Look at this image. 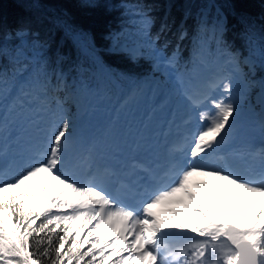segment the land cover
Wrapping results in <instances>:
<instances>
[{
  "label": "snow or ice",
  "instance_id": "obj_1",
  "mask_svg": "<svg viewBox=\"0 0 264 264\" xmlns=\"http://www.w3.org/2000/svg\"><path fill=\"white\" fill-rule=\"evenodd\" d=\"M22 2L37 6L42 0ZM82 2L95 6L97 0ZM134 15L136 31L149 46L170 31L164 21L153 37L151 14L138 8ZM225 30L226 18L220 17L215 31L222 37ZM185 35L181 32L180 39ZM244 37L254 43L251 27ZM29 38L30 43H43L30 22L6 32L0 20V108L16 93L17 100H43L62 83L43 57L28 71L32 57L24 41ZM259 39L264 44V35ZM143 47L134 45L127 51L135 59L142 56ZM150 50L160 51L159 47ZM188 99L198 110L201 127L187 141V150L177 146L161 169H145L149 180L162 186L151 192L146 188L140 206L108 191L99 172L90 170L87 177L78 178L86 158L79 152L75 124L66 115L45 119L46 108L37 107L38 136L22 169H17L16 160L0 156V264H264V206L258 213L253 207L247 218H221L206 212L207 205L196 204L188 214L190 224L161 222L153 210L178 193L195 201L188 187L195 174L218 176L235 186L233 191L241 197L254 196L264 204V151L258 154L255 171L236 170L227 159V145L242 115L231 80L222 79ZM42 175L50 179L38 181ZM186 229L196 235L188 236Z\"/></svg>",
  "mask_w": 264,
  "mask_h": 264
},
{
  "label": "trees",
  "instance_id": "obj_2",
  "mask_svg": "<svg viewBox=\"0 0 264 264\" xmlns=\"http://www.w3.org/2000/svg\"><path fill=\"white\" fill-rule=\"evenodd\" d=\"M138 8L153 17V37L160 32L162 22L169 23L170 31L155 45L149 46L136 31L134 12ZM220 17L226 18L222 37L215 31ZM0 20L6 32L28 22L39 32L42 44L30 43L31 38L24 41L32 57L28 71L43 57L50 69L62 77L60 87L50 89L46 98L51 102L64 99L69 119L74 112V102L68 99L72 83L83 89V95L90 96L99 90L101 74L93 55L108 71L107 92L117 105L122 90L116 86L127 90V98L131 99L143 91L152 77L159 81L164 77L156 54L150 50L153 47H159L166 58H173L178 73L193 70L198 62L206 69L216 68L222 59H228L234 69L229 80L241 97V109L264 111V44L259 39L264 35V0H97L95 6H87L82 0H42L37 6L22 0H0ZM250 27L254 43H248L244 37ZM181 32L186 33L182 40ZM71 34L80 35L86 46H80ZM115 37L121 43L143 44L142 56L133 59L127 52L113 49ZM124 73L132 78H122ZM9 97L15 102L19 93ZM27 99L20 98L17 103ZM33 101L40 107L46 100ZM48 179L44 175L37 177L40 182Z\"/></svg>",
  "mask_w": 264,
  "mask_h": 264
},
{
  "label": "rangeland",
  "instance_id": "obj_3",
  "mask_svg": "<svg viewBox=\"0 0 264 264\" xmlns=\"http://www.w3.org/2000/svg\"><path fill=\"white\" fill-rule=\"evenodd\" d=\"M69 32V31H68ZM75 41L78 42L80 46L85 47L86 41L77 34H71ZM134 45L129 44L127 41L124 43H121L118 40V37H115L113 40L112 48L125 51L128 53V49L133 47ZM129 54V53H128ZM158 58V66L160 69L164 71V77L162 80L156 81L157 79L155 77H152L151 84L148 83L145 87V92L143 95L139 96L134 103H132L131 108L133 110L140 108L143 109L140 112H144L147 110V119L146 124L150 126L155 132L160 133V122L158 117L164 116L167 110L171 108V106L177 101V103L181 101H187L185 97V93H179V90H181V85L179 82L173 81V74L174 70L172 67V61L169 59H166L164 55L159 52L156 54ZM171 61V62H169ZM222 67L225 69L226 73H232V65L228 62V60L222 59L219 68ZM220 70L213 71L210 74H218ZM167 81V84H164L163 82ZM170 78V80H169ZM168 79V80H167ZM194 79V78H193ZM206 80H209L205 77L204 71H201L197 74V77L195 79V87L196 88H205L206 87ZM74 84V83H73ZM150 84V86H149ZM104 88V89H103ZM62 89V88H60ZM72 90L74 91V94H68V99L73 100L74 97H78L77 101H75V113H73L71 121L75 124L76 127V134L78 132V127L80 126H86L89 122L93 120L94 116H98L96 114V110L93 109V107L97 108V113L101 117L107 118L105 114H100L103 110L105 104L103 103V99L106 100V104H112L110 100H107V97L105 95L107 94V91L109 89H106V87H101L99 92L96 96H93L91 99L82 98L83 92L79 85L74 84ZM235 94H237L238 90H234ZM160 94H165L167 96V100L164 104H161V102L157 101V98ZM66 96V94H65ZM80 97V98H79ZM28 108L19 109L18 107H14L13 110H8L7 106H3L0 108V125H2V135H0V147L2 151L10 150L13 148L14 144L8 141H3V132L5 129L8 130V133L10 136L15 135L14 127L15 126H24L21 127L23 131L25 132L26 136L30 135V132L33 130V126L31 125V121L33 119L36 120L35 114L33 116L29 115L27 113ZM46 112H49L48 114H45L46 112L42 113L44 115L45 119L53 120V118L57 116V119L61 115H65L62 113V109L60 104L56 105H50L46 108ZM33 112L35 113V109H33ZM242 115L240 117L241 120H247L248 121V128L253 129L255 133H258L262 137H264V124L262 121V118L259 116L260 112L256 111H242ZM131 109L128 112H121L120 115L114 114L111 112L109 115V118L111 120V125L114 127L113 131L111 133L105 135H102V140L99 141V144H105V145H115L117 147H122V142L120 136H118L119 133H127L129 140L138 141L139 140V134L140 131L137 129L141 128H134L133 126H136L135 119L130 115ZM81 115H84V119L81 118ZM115 116V118H114ZM182 116V115H180ZM39 127V125H37ZM147 127V126H146ZM26 128V129H25ZM130 129V130H129ZM135 130V131H134ZM14 132V133H13ZM149 132V130H148ZM236 141V131L233 132L232 138ZM257 139V138H256ZM94 150H98V145H95ZM7 151V152H8ZM29 150H26L25 152L28 153ZM21 153L13 152V155L9 156L8 154H4V158L8 161L16 160L17 161V169H22L24 162L18 160V156ZM2 156V154H1ZM82 171L81 173L83 174ZM192 180L190 181L188 187L190 191L195 195V201L190 200L184 193H179L177 196H175L170 201H165V211L170 215L171 221L173 223H179V224H190L191 221L188 218V214L190 210L196 205V204H204L207 205V207L204 209L206 212H211L214 215H218L220 213L226 214V215H233L236 217H244L247 218L249 216L250 210L255 207L257 213L259 212L260 208L264 206V204L258 203L256 201V198L254 196H244L241 197L237 193L233 191L234 187L233 185H228L225 181L221 179H213L212 175L209 174H195L192 177ZM202 182V186L199 185V183ZM198 183V184H197ZM234 199H238L239 203L235 202ZM182 202V203H180ZM248 202L255 203L256 206H248ZM175 208V211L178 210L177 213L174 212V210H168L169 207ZM156 213L158 211H155ZM179 217H184V222L182 220L176 219ZM180 222H179V221ZM185 232V231H184ZM196 235V234H195ZM198 237V236H197ZM199 238V237H198ZM147 264V261H145Z\"/></svg>",
  "mask_w": 264,
  "mask_h": 264
},
{
  "label": "bare ground",
  "instance_id": "obj_4",
  "mask_svg": "<svg viewBox=\"0 0 264 264\" xmlns=\"http://www.w3.org/2000/svg\"><path fill=\"white\" fill-rule=\"evenodd\" d=\"M172 67H173V65H172ZM229 75L231 76V74H229ZM109 93L110 92H107L105 97H107V95ZM102 122H103V118L101 116H99V117L95 116L91 122L86 124V127L82 129V132L88 131L90 133V135H93V134H95L98 130H100L103 127L102 126ZM247 125H248V121L247 120L239 119V121L236 124L235 129H234V132L236 131V137H237V140H238V145H241V147H248L249 143H250V140L255 138V134H256L255 131H253L252 129H248ZM198 127H201V124H199ZM14 129H18V133L16 135H14V136H10L7 129H5V131L3 132V140L4 141L15 143V145L13 146L14 150H10V152L8 150H6V153H5V151H2L0 149V156H1V154L2 155L8 154L9 156H11V155H13V152H16V153H21L18 156V158L24 159V157L27 155V152H25V151L30 149L35 144L36 137L38 136V134H35L34 131H31L30 135L26 136L25 132L23 131V129L20 126H15ZM103 133H104V130H103ZM105 135H107L106 131H105ZM20 136H21V139H19ZM238 145L235 147V150L241 148ZM148 148H149V146H148ZM253 153L254 152L252 151V154ZM257 160L260 163V158H258ZM234 201L239 203L238 199H234ZM247 205L248 206H256V204L255 203L253 204V202H248ZM217 216L221 217V218H224V217L233 216V215H226V214L220 213ZM159 219L161 220V222H166V220H163V217H159ZM176 219H179V220H182V221L185 220L184 217H179V218H176ZM170 222L173 223V221H170ZM230 222H234V221H230ZM184 231H185V233L188 236H193L194 235L193 233H191L187 229L184 230Z\"/></svg>",
  "mask_w": 264,
  "mask_h": 264
}]
</instances>
